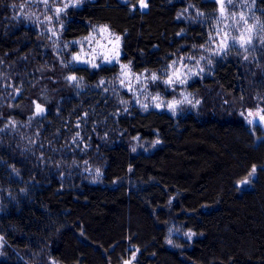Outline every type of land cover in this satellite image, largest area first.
I'll return each instance as SVG.
<instances>
[{
	"label": "trees",
	"instance_id": "16d2710c",
	"mask_svg": "<svg viewBox=\"0 0 264 264\" xmlns=\"http://www.w3.org/2000/svg\"><path fill=\"white\" fill-rule=\"evenodd\" d=\"M184 1H90L72 9L64 38L108 25L134 71L159 72L194 35L205 42L180 10L215 5ZM23 7L0 0V264H122L133 250L137 264H264V130L247 123L264 115V52L215 61L190 85L185 116L123 113L99 87L117 69L62 65ZM70 74L88 87L75 91ZM135 137L160 144L135 153Z\"/></svg>",
	"mask_w": 264,
	"mask_h": 264
},
{
	"label": "rangeland",
	"instance_id": "374dc122",
	"mask_svg": "<svg viewBox=\"0 0 264 264\" xmlns=\"http://www.w3.org/2000/svg\"><path fill=\"white\" fill-rule=\"evenodd\" d=\"M90 1L94 0H28L29 7H23V10H26L25 16L34 29L50 42L62 65L91 71L103 67L117 69L115 76L101 80L99 87L118 99L123 113L166 112L176 118L185 116L196 100L190 85L209 76L215 61L236 60L247 65L248 61L253 63L256 60L258 53L264 52V7L260 6V0H208L215 5L214 8L202 11L186 5L179 15L181 22L198 23L202 27L204 44L200 45L199 36L194 35L188 46L184 44L189 51L174 56L159 72L134 71L123 60V36L108 25L93 24L86 36L73 40L64 38L72 9H79ZM125 3L130 4L133 10L148 8V0H125ZM66 79L75 91L88 87L75 74L68 75ZM36 108L35 115L43 114L41 106ZM262 117L261 111H251L247 114V123L252 125L251 119ZM257 125L262 128L263 124L258 122ZM259 140L264 141L262 130ZM159 144L157 138L146 141L135 137L130 148L135 153H147ZM94 172L87 171L86 174L92 180L100 179L101 176H94ZM255 175L256 169L250 179L238 184L239 188L249 186ZM126 181L131 184V179ZM170 237L186 238V235L172 228ZM138 254L137 250L129 252L122 264H137Z\"/></svg>",
	"mask_w": 264,
	"mask_h": 264
},
{
	"label": "water",
	"instance_id": "95a60500",
	"mask_svg": "<svg viewBox=\"0 0 264 264\" xmlns=\"http://www.w3.org/2000/svg\"><path fill=\"white\" fill-rule=\"evenodd\" d=\"M253 122L255 123V124H257L258 122H261L263 125H262V128H263V130H264V119L263 118H258V119H253Z\"/></svg>",
	"mask_w": 264,
	"mask_h": 264
},
{
	"label": "snow or ice",
	"instance_id": "6c2138e0",
	"mask_svg": "<svg viewBox=\"0 0 264 264\" xmlns=\"http://www.w3.org/2000/svg\"><path fill=\"white\" fill-rule=\"evenodd\" d=\"M262 118H264V117H262Z\"/></svg>",
	"mask_w": 264,
	"mask_h": 264
}]
</instances>
